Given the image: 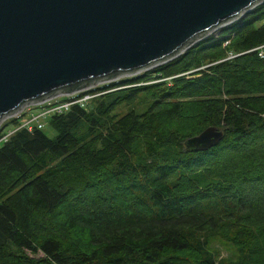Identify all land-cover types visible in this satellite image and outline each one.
<instances>
[{
    "label": "trees",
    "instance_id": "16d2710c",
    "mask_svg": "<svg viewBox=\"0 0 264 264\" xmlns=\"http://www.w3.org/2000/svg\"><path fill=\"white\" fill-rule=\"evenodd\" d=\"M262 45L264 3L49 117L53 137L15 130L0 146V264H264ZM209 126L223 139L186 149Z\"/></svg>",
    "mask_w": 264,
    "mask_h": 264
},
{
    "label": "water",
    "instance_id": "95a60500",
    "mask_svg": "<svg viewBox=\"0 0 264 264\" xmlns=\"http://www.w3.org/2000/svg\"><path fill=\"white\" fill-rule=\"evenodd\" d=\"M264 0H0V127L31 105L172 60ZM209 126L185 140L216 146Z\"/></svg>",
    "mask_w": 264,
    "mask_h": 264
},
{
    "label": "built area",
    "instance_id": "2783aa9c",
    "mask_svg": "<svg viewBox=\"0 0 264 264\" xmlns=\"http://www.w3.org/2000/svg\"><path fill=\"white\" fill-rule=\"evenodd\" d=\"M263 47L264 45L258 47V49H260V52L258 53L260 57H262L264 53L262 49ZM232 56L234 55L230 54L228 57ZM106 84L107 83H105V85ZM89 91L90 90L87 89L83 92L63 96L45 103L31 105L16 116L9 118L0 127V146L5 143L9 136L17 129H27L28 131H32L34 128L40 129L45 125L44 119L46 120L48 117L67 111L73 104H78L81 107H85L88 101L98 95L96 92L94 94H90ZM24 116H27V118ZM12 120H15L17 123L15 126H9L10 128H8L6 124Z\"/></svg>",
    "mask_w": 264,
    "mask_h": 264
},
{
    "label": "rangeland",
    "instance_id": "374dc122",
    "mask_svg": "<svg viewBox=\"0 0 264 264\" xmlns=\"http://www.w3.org/2000/svg\"><path fill=\"white\" fill-rule=\"evenodd\" d=\"M244 16V15H243ZM242 16V17H243ZM241 18V17H240ZM239 18V19H240ZM239 19H237V20H235V21H238ZM235 21H233V22H231V23H229V24H227V25H224V26H222V27H220V28H218V29H215V30H213L212 32H210L208 35H206L205 37H203L201 40H199L198 42H200V41H202V40H204V38H206V37H208V36H211V35H214V36H218L219 35V33H220V31L223 29V28H225V27H228V26H230V25H232V23H234ZM198 42H196V43H198ZM228 42V41H227ZM223 44H225V43H223ZM194 45V44H193ZM191 47V46H190ZM189 47V48H190ZM188 49V48H187ZM186 49V50H187ZM184 52V51H183ZM182 52V53H183ZM181 53V54H182ZM230 54H232V53H229L228 54V56L230 55ZM180 55V54H179ZM178 55V56H179ZM177 57V56H176ZM175 57V58H176ZM174 59V58H173ZM145 72V71H144ZM144 72H142V73H140V74H136V75H133V76H129V77H125V78H121V79H119L118 81H113L115 84L116 83H118V82H120L121 80H124V79H128V78H131V77H136V76H139V75H142ZM105 85V83H102V84H98V85H96V86H94V87H92L91 89H89L90 91V94L92 93V94H94L95 92L96 93H98L99 95H102V94H105V93H108L109 91V89H103L102 87ZM118 88H120V87H118ZM98 89H103V90H100V91H98ZM92 91H95V92H92ZM91 101V100H90ZM90 101H88V103L85 105V107H87L88 109L90 108V107H92L91 106V102ZM141 100L139 99V100H136L134 103H132V104H130V105H118L116 108H115V112H118V113H120V114H124L125 112H127V110L128 109H130V108H133V109H135V110H145V104L143 103V102H140ZM24 111V110H23ZM25 118H27V116H24ZM24 117H22V118H24ZM24 118V119H25ZM49 118V117H48ZM48 118L45 120L44 119V122L46 123L47 122V120H48ZM45 127V126H44ZM8 128H10L9 126H8ZM44 131L47 133V135H49L50 137H53L54 135H55V130L51 127V126H49V125H47L46 127H45V129H44ZM222 255H224V253L222 252Z\"/></svg>",
    "mask_w": 264,
    "mask_h": 264
},
{
    "label": "bare ground",
    "instance_id": "6f19581e",
    "mask_svg": "<svg viewBox=\"0 0 264 264\" xmlns=\"http://www.w3.org/2000/svg\"><path fill=\"white\" fill-rule=\"evenodd\" d=\"M152 69V68H151ZM119 79H117V80H114V81H118ZM111 83H114L113 81L112 82H107V84L106 85H104L102 88H104V87H109V85L111 84ZM122 86H120V88H121ZM118 87H116V89H117ZM110 90V89H109ZM112 90V89H111Z\"/></svg>",
    "mask_w": 264,
    "mask_h": 264
}]
</instances>
